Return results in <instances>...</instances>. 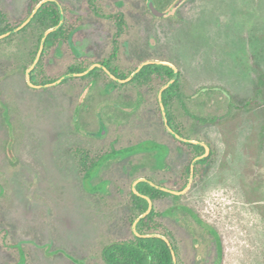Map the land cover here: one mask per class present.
<instances>
[{
  "label": "rangeland",
  "instance_id": "rangeland-1",
  "mask_svg": "<svg viewBox=\"0 0 264 264\" xmlns=\"http://www.w3.org/2000/svg\"><path fill=\"white\" fill-rule=\"evenodd\" d=\"M27 1L0 0V8L25 17ZM57 1L70 9L66 14L62 6L64 23L72 24L75 33L45 57L49 77L63 75L71 65L88 71L109 59L114 22L98 19L87 0ZM147 2L95 0L101 14L125 15L126 34L112 67L132 76L149 62L174 66L185 98H174L169 112L182 131L191 132L190 140L211 153L203 180L193 179L177 202L166 197L152 202L153 207L166 211L177 203L202 221L184 212H179L181 224L162 219L179 246L180 264H202V257L204 264H264V87L257 93L264 74V0H187L164 18L152 16ZM35 32H16L10 41L0 42V264H17L20 249L22 264H105L106 245L134 240L127 206L135 183L148 179L176 190L174 173L188 156L178 155L164 131L157 100L162 86L157 83L141 87L119 82L121 86L99 73L98 81L76 76L63 85L32 88L27 71L38 56L40 31ZM205 86L227 92L195 95ZM140 94L144 104L150 101L143 112L117 123L113 113H127L128 100H137L139 108ZM227 96H232L228 103ZM97 114L108 135L79 136L77 126L98 132ZM189 114L206 120L205 125L197 126ZM144 140L172 149L167 161L173 172L125 174L127 162L152 163L151 153L137 151L109 160L85 181L84 153L103 154L112 141L120 149ZM92 187L99 190L90 191ZM210 230L217 231L221 246ZM194 235L205 238V256L199 254L201 242Z\"/></svg>",
  "mask_w": 264,
  "mask_h": 264
},
{
  "label": "trees",
  "instance_id": "trees-1",
  "mask_svg": "<svg viewBox=\"0 0 264 264\" xmlns=\"http://www.w3.org/2000/svg\"><path fill=\"white\" fill-rule=\"evenodd\" d=\"M43 0H28L25 6V17L18 16H10L7 12L0 8V36L11 34L10 36L6 37L2 41H10L15 34H12L15 29L22 27V25L30 18L33 14L36 7L42 2ZM157 7L160 9H165L167 7V11L173 7L174 3L177 0H154ZM88 6L91 10L97 15L98 18H106L109 20H113L115 22V27L118 30L116 31L115 42L118 40L119 35L124 31L126 28V20L125 16L122 12H117L116 14L111 15H103L98 10L95 0H87ZM63 9L66 14L70 11L68 6L62 3ZM166 6V7H165ZM165 11V10H164ZM15 19H13V18ZM13 20V21H12ZM61 21V9L59 5L54 1H49L43 3L38 10L33 14L31 20L22 27L16 34H21L29 31V29L40 31L38 33L37 44L35 52H39L40 47L42 45L43 39L46 33L57 26L60 25ZM75 27L72 24L69 25L68 21H66L60 28L51 31L44 44V50L42 55L36 65V67L31 72V80L37 86H48L57 82L61 77L71 75V74H79L84 73L86 68L81 66H69L63 75L58 77H49L48 71L46 69V65L50 63H44L45 57L48 53L54 48H57L58 44L62 41H69L71 35L75 33ZM36 33V32H35ZM118 54V46L114 44L112 59H115ZM110 62V61H109ZM108 61L106 63H109ZM105 63V61L103 62ZM111 72L117 75V72L108 66ZM100 69L96 68L91 70L84 78L87 77H97V72ZM175 77V71L164 64L159 63H148L145 65L138 73H136L128 82L129 84H139V85H147L157 83L158 85L162 86L166 83V81L170 78ZM119 78L126 79L128 78L126 74L119 75ZM72 78H66L63 80L59 85H63L67 83ZM257 86V93L260 95L261 90L260 87H264V74L260 75L258 80ZM117 84V83H116ZM106 86H109L106 84ZM180 84L179 80H176L174 84L170 87L166 88L162 94V100L164 105L166 106V110L163 114L166 116L165 123L169 124L171 128L176 130L174 127V122L172 117L168 111V105L172 102V99L176 96L181 97L183 94L180 91ZM48 89V88H46ZM229 98H226V102L228 103ZM225 103H223L224 105ZM247 104V103H246ZM152 145V146H150ZM141 149L145 148V151H150L152 147H157L164 151V148L158 144L149 143H142L138 146ZM190 149V162L197 158L198 156H202L204 154V148L199 145L189 144ZM133 149H127L126 152H130ZM123 155L122 151H118L117 149L111 148L109 153H101L99 155L91 154V153H84L83 157H81V167L85 170L84 172V179L86 182L90 181L98 172L99 168L103 166V164L110 160L114 161L118 156ZM92 156V157H91ZM159 157H162V154L158 153ZM211 158H205L200 161L195 170V183L200 182L202 178L200 175L208 172V164L210 163ZM191 164L189 163V169ZM191 171V170H190ZM183 188V186L181 187ZM99 190L98 187H92L90 191H97ZM136 191L139 194H136L134 191H130L129 193V200H128V214L132 221L135 222L144 214H146L150 209V201L158 203L164 198L168 197L169 194L157 190L152 185H150L147 181L139 182L136 186ZM175 202H177L180 197L173 196ZM177 205V206H175ZM173 207L167 209L166 211H159L156 207H153L151 211L141 218L135 227L137 234L133 231L132 235L134 240L127 242V241H117L112 242L106 245L103 248L102 256L103 260L106 264H174L175 258L173 256L174 250L179 255V250L175 244L173 245V249L170 248V241L173 237L170 233H168L167 229H165L162 219L166 216L171 218L173 221H176L181 224L179 212H184L189 214L192 218H194L197 223L201 224V219L193 213V211L187 207H181L179 204H175ZM185 225V224H184ZM188 228L191 230L193 228L191 225H188ZM210 236H214L217 239V244L220 245L221 241L218 236L217 231L210 230ZM154 235V236H149ZM195 236V235H194ZM197 237V235L195 236ZM6 246H12L11 244H6ZM20 259L17 264H22L25 261V254L22 249H20Z\"/></svg>",
  "mask_w": 264,
  "mask_h": 264
},
{
  "label": "flooded vegetation",
  "instance_id": "flooded-vegetation-1",
  "mask_svg": "<svg viewBox=\"0 0 264 264\" xmlns=\"http://www.w3.org/2000/svg\"><path fill=\"white\" fill-rule=\"evenodd\" d=\"M57 1V0H56ZM94 15L97 17V15L94 13ZM124 15V14H123ZM125 16V15H124ZM153 16V15H152ZM99 17V16H98ZM155 17V16H154ZM155 18H157V17H155ZM98 19H102V18H98ZM103 19H105V20H109V19H106V18H103ZM126 20V19H125ZM110 21H112V22H114L113 20H110ZM114 24H115V22H114ZM126 25H127V23H126ZM116 31H117V33H118V30L116 29ZM116 31H115V33L113 34V38H112V45H113V48H114V44H117V46H118V49H119V42H120V40L124 37V35L126 34L125 33V29H124V31L121 33V35H119V38H118V40H116V43H114L115 42V37H114V35L116 34ZM12 34H14V33H12ZM11 34H9V36H10ZM4 36V35H3ZM8 36V35H7ZM1 37V36H0ZM5 38V37H4ZM3 39V38H2ZM1 40V39H0ZM112 53H113V51H112ZM112 57V54H111V56L109 57V59H107V60H103V61H101V62H99V63H95L94 64V69H96V68H98V69H100L98 72H97V77H87V78H84V76L81 78V79H90L91 81H98L99 80V78H100V76H99V73L101 74H104L105 76H107V77H109L111 80H112V83H114V84H118V85H121V86H124V85H122V84H120L119 82H122V83H126V84H128V85H137V86H141V87H148L150 84H147V85H139V84H129L128 82L130 81V80H128V81H126L129 77H131L130 75H127V77L128 78H126V79H121V78H119V75H122V74H125V73H121V71H119L118 69H116L115 67H112L113 66V63H112V61H114L115 59H112L111 58ZM105 61V63H103ZM109 62V63H106V62ZM144 65V64H143ZM142 65V66H143ZM164 65H166V64H164ZM71 66H73V65H71ZM77 66V65H76ZM108 66H110L111 68H113L116 72H117V75H115V74H113L112 72H111V70H110V68L108 67ZM169 66V65H168ZM144 67V66H143ZM142 67V68H143ZM140 68V67H139ZM138 68V69H139ZM172 68V67H171ZM138 69L136 70V71H138ZM173 69V68H172ZM135 71V72H136ZM140 71V70H139ZM138 71V72H139ZM173 71H175L174 69H173ZM134 72V73H135ZM137 72V73H138ZM178 77L176 78V80H179V84H180V91H181V93L183 94V96H182V99H181V97H179V96H176L180 101H182V102H184V98H185V95H184V91H183V88H182V83H181V79H180V73H179V71H178ZM174 79V78H173ZM172 78H170V79H168L167 81H166V83L164 84V85H162V89H163V87H165L168 83H170L172 80H173ZM175 80V81H176ZM174 84V83H173ZM107 85H111V84H107ZM109 86H107V87H109ZM166 89V88H165ZM164 89V90H165ZM163 90V91H164ZM163 91H162V94H163ZM223 92V93H226L227 92V90L226 89H224V88H221V87H218V86H214V87H208V86H205V87H203L202 89H200L195 95H200V94H205V93H211V92ZM141 95V102H140V107L138 108L137 107V100H135L134 99V101H127L126 102V110L128 111L127 113H124V114H122V117H121V114H119V113H113L114 115V119H117V123H121V120L122 119H125V120H128L130 117H132L133 115L136 117V114L137 113H139V112H143V110L145 109V106H146V104H148V103H150V101H147L145 104H144V101L146 100L145 99V96L144 95H142V94H140ZM228 95H229V93H228ZM230 96V95H229ZM229 96H227L226 98H228ZM176 97H174V98H176ZM232 97V96H231ZM231 97H229V98H231ZM173 98V99H174ZM137 99V98H136ZM173 99H172V102H173ZM157 100H158V103H160V108H159V112H160V115L162 116V123H163V127H164V131L166 132V134H168V136L171 138V142H172V144H173V146L175 147V149H176V151H177V153H178V155L179 156H188V160H187V162L185 163V164H183V166L181 167V168H179V169H177V171H176V173H174V179H173V181H172V183H173V185L174 186H177V189L175 190V189H173V188H170V187H167L166 186V184H162V183H152L151 181H149L148 179H146L145 181H147L150 185H152L154 188H156L157 190H160V191H164V192H166V193H168L169 194V196L168 197H171L172 199H173V196H178V197H181L180 195H176V193H183L187 188H188V186L190 185V179H191V176H192V174L194 175L193 176V179H194V182H195V170H196V166H197V164L200 162V161H202V160H200V161H198V162H196V164H195V167L193 168V162L198 158V157H202V156H204L206 153H207V149H206V147L204 146V145H202V143H200V142H198V143H200V144H194V143H189V142H187V141H192V140H190L189 139V137H191L190 136V134H191V132H189L188 133V131H182L181 130V128H180V126H179V123L177 122V121H175V119L173 118V116L171 115V113H170V115H171V117H172V120H173V122H174V127L176 128V130H174L173 128H171V126L169 125V124H166L165 123V116H164V114H163V112L166 110V106L164 105V102H163V100H162V95H161V98H160V92H159V95H158V98H157ZM171 102V103H172ZM170 103V104H171ZM144 104V105H143ZM170 104L168 105V111H169V106H170ZM117 107L116 108H118L119 107V105H116ZM132 107H137V110L136 111H134V112H132V111H129ZM116 110H118V109H116ZM137 112V113H136ZM132 113H134V114H132ZM136 113V114H135ZM99 114V113H98ZM97 114V117H98V119L99 120H101L100 121V124H99V130H100V128H101V123H104L105 124V122H103L102 121V119H100L99 118V115ZM189 116H191L192 118H195V120L199 123H197L198 125L197 126H199V125H201V124H204V122L206 121H204V120H199L198 118H196L195 116H192V115H190L189 114ZM77 121V117L75 118V122ZM201 122V123H200ZM205 125V124H204ZM105 126H106V129H107V135H108V127H107V125L105 124ZM195 128H196V126H194ZM98 130V131H99ZM191 131H193V134H195L196 133V131H197V129H190ZM77 131H78V133H79V136H81V133L82 132H85L84 134L85 135H87L88 136V138H91V139H99V138H96V137H93V136H91L90 134H91V132H86V129L85 128H83L82 129V127H80V126H77ZM97 133V132H96ZM83 134V133H82ZM174 134H176V135H178L179 136V138L180 139H177L176 137H175V135ZM188 134H189V136H188ZM149 143V142H151L153 145L155 144H158V145H161V147H163L164 148V151H161V149H158L157 147H155V148H153L152 149V147H150L151 148V150L150 151H145V148L144 149H141V148H139L138 146L139 145H141L142 143ZM195 142H197V141H195ZM114 143H115V141H112L110 144H109V148H110V150H111V148L113 147V145H114ZM189 144H194V145H199V146H201V147H203L204 148V154L202 155V156H198L197 158H195V159H193L191 162H190V159H189V156H190V149H189V147H188V145ZM150 146H152V145H150ZM127 149H133L132 151H130L129 153L128 152H126V150ZM171 148L169 147V146H167V145H165V144H162V143H159V142H156V141H153V140H144V141H140V142H138V143H136L135 145H133V146H130V147H125V148H120V149H117L118 151H122V153H123V155H120V156H118L117 158L119 159H125V158H128L130 155H132V154H134L135 152H137V151H143V152H146V153H151V155H149V157H150V160H149V162L151 161L152 163L151 164H149L148 165V163H145V162H136L135 163V165H130V163H128L127 162V164L124 166V170H123V172L125 173V174H127V175H129V176H131V175H133L134 173H139L141 170H143V171H146V172H151V173H156V172H159V171H171L172 170V172H173V167H172V165H170L169 163H168V161H167V157L169 156V154H171V150H170ZM208 149H209V156L207 157V158H209L210 159V156H211V153H210V148L208 147ZM110 150H108V147H107V149L105 150V153H109L110 152ZM158 153H160V154H162V157H159L158 156ZM186 156V157H187ZM116 158V159H117ZM116 159H114V160H116ZM205 159V158H204ZM109 161V160H108ZM108 161H106L105 163H108ZM189 163L191 164L190 166V169H189ZM210 163H211V161H210ZM210 163L208 164V170H209V167H210ZM130 165V166H129ZM191 170V171H190ZM206 174H207V172H205V173H203V174H201L200 175V178H202V180L204 179V177L206 176ZM140 182H142V181H140ZM183 186V188H181ZM131 191H134V189H132ZM174 200V199H173ZM175 201V200H174ZM174 204H177V203H174ZM180 205V204H179ZM174 206V205H173ZM175 206H177V205H175ZM181 207H185L184 205H180ZM188 208V207H187ZM190 230V229H189ZM193 238L194 239H196L198 242H201V247L200 248H197L196 247V245L195 244H193V246H194V248H197V249H201V252H199V254H202L203 256H205V254L206 253H208L207 251H208V247H207V244H206V240H205V238L204 237H202V236H197V237H194L193 236ZM220 238V237H219ZM216 239V238H215ZM217 240V239H216ZM170 241V248L171 249H173V245L172 244H175L176 245V247L178 248V250H179V255L177 256V254H176V252L174 251V250H172L173 251V256H174V258H175V263L174 264H180V256H181V251H180V249H179V246L177 245V243L173 240V238L171 239V240H169ZM221 241V240H220ZM217 243V242H216ZM221 244V243H220ZM219 246H221V245H218V247ZM199 247V246H198ZM206 250V251H205ZM103 251V250H102ZM218 256H219V259L221 258L220 256H221V254L219 253L218 254ZM102 259H103V256H102ZM202 259H203V257L201 258V260L199 259V262H201L202 264H204V262L202 261ZM103 262H104V260H103ZM105 263V262H104ZM106 264V263H105Z\"/></svg>",
  "mask_w": 264,
  "mask_h": 264
},
{
  "label": "water",
  "instance_id": "water-1",
  "mask_svg": "<svg viewBox=\"0 0 264 264\" xmlns=\"http://www.w3.org/2000/svg\"><path fill=\"white\" fill-rule=\"evenodd\" d=\"M49 1H54V2H56L58 5H59V7H60V9H61V21H60V25L59 26H57V27H55V28H53V29H50L47 33H46V35H45V37H44V39H43V42H42V45H41V47H40V50H39V52H38V56H37V59H36V62H35V65L32 67V69H29L28 71H27V76H28V81H29V85L32 87V88H35V89H37V88H39V89H43V88H48L49 86H55V85H57V84H60L63 80H65L66 78H70V77H76V76H78V77H83V76H85V75H87L91 70H93L94 69V67L93 68H91V69H89L88 71H86V72H84V73H79V74H71V75H65V76H63V77H61L57 82H55L54 84H51V85H48V86H37V85H35L33 82H32V80H31V72H32V70H33V68L37 65V63H38V61H39V59H40V57H41V55H42V52H43V49H44V44H45V40H46V38H47V36H48V34L51 32V31H53V30H56V29H58V28H60L62 25H63V23H64V13H63V9H62V6H61V4L58 2V1H56V0H43L37 7H36V9L34 10V12H33V14L38 10V8L43 4V3H46V2H49ZM185 1H187V0H177L175 3H174V5H173V8L170 10V11H166V12H163V11H161V10H159V8L156 6V3H155V1L154 0H148V2H147V6H148V9L150 10V12L152 13V15L153 16H155V17H157V18H164V17H166V16H168L174 9H176V8H178V7H180ZM33 14L30 16V18L22 25V27H24L30 20H31V18L33 17ZM22 27H20V28H18V29H15L14 31H13V33H16V32H18ZM7 35H9V34H6V35H4V36H1L0 37V39H2V38H4V37H6ZM149 63H151V62H149ZM154 63H159V64H165V63H160V62H154ZM148 63H145L143 66H145V65H147ZM166 65H169V64H166ZM143 66H141L139 69H138V71L139 70H141L142 69V67ZM170 67H172L174 70H175V77H174V79L170 82V83H168L162 90H161V92H160V98H161V95H162V91L165 89V88H168V87H170L174 82H175V80H176V78L178 77V70L174 67V66H172V65H169ZM138 71H136L131 77H129L126 81H128V80H130ZM165 116V115H164ZM165 119H166V116H165ZM107 134V129H106V126H105V124L104 123H101V128H100V130L97 132V133H91L90 135L91 136H93V137H96V138H101V137H104L105 135ZM175 135V137L177 138V139H180L179 138V136L178 135H176V134H174ZM187 142H189V143H194V144H200V143H198V142H195V141H187ZM203 145V144H202ZM205 147H206V149H207V153L204 155V156H202V157H198L194 162H193V168L195 167V164H196V162H198V161H200V160H203L204 158H207L208 156H209V149H208V147L206 146V145H204ZM193 174H192V176H191V179H190V184L192 183V181H193ZM140 181H145V180H139V181H137L136 183H135V185H134V192L136 193V194H139L137 191H136V186H137V184L140 182ZM190 186V185H189ZM188 186V187H189ZM188 190V188L186 189V191ZM185 191V192H186ZM184 193V192H183ZM183 193H176V195H182ZM150 209H149V211L146 213V214H144V215H142L136 222H135V224H134V232L137 234V232H136V229H135V227L137 226V224H138V222H139V220L141 219V218H143L144 216H146L150 211H151V209L153 208V203L150 201ZM149 236H154V235H149ZM170 243V242H169Z\"/></svg>",
  "mask_w": 264,
  "mask_h": 264
}]
</instances>
